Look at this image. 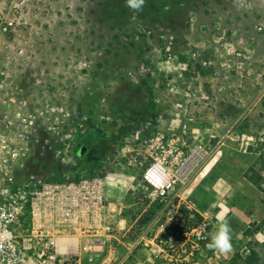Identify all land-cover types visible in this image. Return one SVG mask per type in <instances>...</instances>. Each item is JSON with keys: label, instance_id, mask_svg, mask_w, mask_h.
Returning a JSON list of instances; mask_svg holds the SVG:
<instances>
[{"label": "rangeland", "instance_id": "374dc122", "mask_svg": "<svg viewBox=\"0 0 264 264\" xmlns=\"http://www.w3.org/2000/svg\"><path fill=\"white\" fill-rule=\"evenodd\" d=\"M260 24L264 0H145L140 12L128 8L126 0H0V83H11L14 96L37 111L34 131L44 144L40 149L30 145L18 178L24 181L50 169L56 174L91 171L93 167L77 157L73 140L86 135L92 141H84L85 146L99 147L108 173L136 179L145 197L143 173L149 163L144 148L149 137L140 138L137 124L153 111L149 100L160 98L148 84L149 64L159 58V66H168L172 46L184 37L200 45L199 39L208 36L223 47L225 41L252 36L254 52L247 68L254 73L264 68V35L256 32ZM219 30L225 39L217 38ZM226 55L225 69L233 79L252 75ZM162 71L167 77L159 84L163 90L169 71ZM217 76L211 74V86ZM161 104L159 99L155 114L161 113ZM54 105L56 114L41 117ZM255 116L264 118L261 112ZM193 123L198 131L201 122L196 119L190 127ZM251 130L241 139L202 138L197 131L191 137L190 132V141L212 150L190 185L197 189L192 195L197 194L206 212L238 209L250 215L249 227L232 231L233 250L219 253L217 264H264V123L254 122ZM238 188L244 194H238ZM211 254L210 249L205 255Z\"/></svg>", "mask_w": 264, "mask_h": 264}, {"label": "built area", "instance_id": "2783aa9c", "mask_svg": "<svg viewBox=\"0 0 264 264\" xmlns=\"http://www.w3.org/2000/svg\"><path fill=\"white\" fill-rule=\"evenodd\" d=\"M256 32L264 35V24L258 25ZM217 38L225 39L223 31L219 30ZM253 43L254 37L249 36L225 41L223 48L237 66L243 65L244 71H249L247 64ZM173 49L172 46L169 56L172 66L178 64ZM126 72L129 77L135 75L132 71ZM139 74L142 78L147 76L144 71ZM3 77L6 78L4 73ZM171 78L172 72H169ZM149 101L157 113L158 99ZM57 112V106H50L41 117ZM37 115L28 101L14 96L11 83H0V264H85L79 251L88 256V264H93V256L103 253L108 242L117 235L106 194V176L110 167L98 155L91 157V171L78 173L69 170L56 174L50 169L20 180L17 170L27 160L30 145L37 144L39 149L44 145L34 131L39 122ZM192 121L193 118L187 117L179 131H158L148 138L144 150L149 164L143 173L146 199L151 203L166 200L171 205L176 199L188 211L190 225L182 224L181 227L187 229L183 237L189 240L190 256L208 245L209 233L215 228L213 223L217 216L215 212L196 214L185 199V192L212 153L209 145L190 141ZM231 137L241 139L248 136L230 132L221 139ZM87 139L91 140L81 135L73 140L78 144ZM85 147L82 156L78 155L79 149L76 153L87 162L92 150ZM94 148L99 150L98 146ZM181 221L185 220L179 217L178 222ZM147 232L145 228L135 237L127 248L128 255L135 254L141 237ZM99 264H118V261Z\"/></svg>", "mask_w": 264, "mask_h": 264}, {"label": "crops", "instance_id": "0c3cea01", "mask_svg": "<svg viewBox=\"0 0 264 264\" xmlns=\"http://www.w3.org/2000/svg\"><path fill=\"white\" fill-rule=\"evenodd\" d=\"M185 38L174 45L177 65L169 63L168 66H159V58L149 64L152 75L148 84L153 93L160 97L162 110L160 114L148 111L146 118H140L137 124L140 138L150 137L158 131L177 132L180 122H184L187 117L193 118L192 122L196 119L201 122L198 131L196 123L191 125V137L196 131L202 138H221L230 132L251 135L254 122L264 123V118L255 116L258 112L264 114V68H258L254 73L249 71L248 74L252 75H237L233 79L225 69L227 58L223 55L228 53H224L223 47L214 38L201 37L200 45ZM253 52L254 48L250 54ZM162 70L172 72V78L163 90L159 84L161 79L167 77ZM214 72L219 73V76L216 85L214 83L211 86L209 82ZM210 93L214 96L213 100L209 99ZM211 123H215L214 127ZM84 144L78 143L77 147L80 149ZM194 187L185 192V199L196 214L206 213L197 194L192 195L197 190ZM142 188L143 185L136 179L123 174L108 173L106 176L108 208L117 235L108 242L103 253L93 256V264L102 261H118V264H217L219 252L212 250V254L206 256L210 250L207 246L190 256L187 247L189 240L183 237L187 229L181 227L182 224L190 225L185 207L176 199L172 205L166 200L151 203L141 194ZM236 192L239 194L241 189L238 188ZM223 194L218 198L221 205L225 200L221 197ZM224 214L220 212L217 216ZM224 216L232 231H238L244 224L249 227L250 215L245 211L236 209ZM179 217L185 221L178 222ZM145 228L148 232L141 237L135 254L128 255L127 248ZM78 253L81 260L88 264V256L82 251Z\"/></svg>", "mask_w": 264, "mask_h": 264}, {"label": "clouds", "instance_id": "9594fccd", "mask_svg": "<svg viewBox=\"0 0 264 264\" xmlns=\"http://www.w3.org/2000/svg\"><path fill=\"white\" fill-rule=\"evenodd\" d=\"M240 2L242 0H237V3ZM144 5L145 0H126V6L135 12L142 11ZM216 219L218 223L209 233L210 243L207 247L221 254L230 253L233 250L231 225L224 215H218Z\"/></svg>", "mask_w": 264, "mask_h": 264}, {"label": "trees", "instance_id": "16d2710c", "mask_svg": "<svg viewBox=\"0 0 264 264\" xmlns=\"http://www.w3.org/2000/svg\"><path fill=\"white\" fill-rule=\"evenodd\" d=\"M85 145V144H84ZM91 155L88 157V159H87V163L89 164V165H91L92 164V162H93V159H91V157L92 158H95V157H98V151L99 150H97V149H95L93 146H91ZM26 168H27V166H26ZM41 168V167H40ZM40 168H39V170H40ZM28 169V168H27ZM37 175V174H36Z\"/></svg>", "mask_w": 264, "mask_h": 264}, {"label": "water", "instance_id": "95a60500", "mask_svg": "<svg viewBox=\"0 0 264 264\" xmlns=\"http://www.w3.org/2000/svg\"><path fill=\"white\" fill-rule=\"evenodd\" d=\"M85 152H86V147H85V146H82V147L79 149L78 155H79V156H82Z\"/></svg>", "mask_w": 264, "mask_h": 264}]
</instances>
